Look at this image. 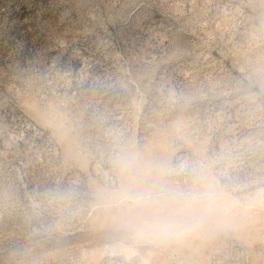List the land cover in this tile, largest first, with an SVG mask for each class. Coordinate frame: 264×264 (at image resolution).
Masks as SVG:
<instances>
[{
    "label": "rangeland",
    "instance_id": "374dc122",
    "mask_svg": "<svg viewBox=\"0 0 264 264\" xmlns=\"http://www.w3.org/2000/svg\"><path fill=\"white\" fill-rule=\"evenodd\" d=\"M13 117L63 164L0 131V264H264V0H0Z\"/></svg>",
    "mask_w": 264,
    "mask_h": 264
},
{
    "label": "built area",
    "instance_id": "2783aa9c",
    "mask_svg": "<svg viewBox=\"0 0 264 264\" xmlns=\"http://www.w3.org/2000/svg\"><path fill=\"white\" fill-rule=\"evenodd\" d=\"M0 131L7 148H18L24 153L30 163L31 174L51 175L52 171L55 172L62 167L63 162L56 146L47 132L36 123L28 120L20 123L13 117L10 122L5 120L0 124ZM63 169L70 173L68 168ZM92 169L100 172L107 179L106 171L99 164L95 163ZM77 175L70 173L68 177L75 183Z\"/></svg>",
    "mask_w": 264,
    "mask_h": 264
},
{
    "label": "bare ground",
    "instance_id": "6f19581e",
    "mask_svg": "<svg viewBox=\"0 0 264 264\" xmlns=\"http://www.w3.org/2000/svg\"><path fill=\"white\" fill-rule=\"evenodd\" d=\"M86 57L91 58L92 54H86L83 57L82 63L80 66L75 68H67V72L63 75V77H66V79H69L68 81H74L77 84V88H81L82 92H87L91 95V97H95L98 94V90L102 88H111V85H106L105 82H100V78L97 75V62L96 64L92 61L85 60ZM72 62H75V57L72 59ZM70 67V66H69ZM84 70L88 73V76H86L83 73H79L80 70ZM155 89V87H154ZM75 96V92L68 93V90H65L64 97L67 100L73 101V98Z\"/></svg>",
    "mask_w": 264,
    "mask_h": 264
}]
</instances>
